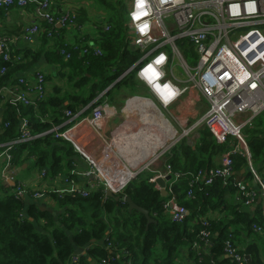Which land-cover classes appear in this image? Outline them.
Returning <instances> with one entry per match:
<instances>
[{"label": "trees", "instance_id": "trees-1", "mask_svg": "<svg viewBox=\"0 0 264 264\" xmlns=\"http://www.w3.org/2000/svg\"><path fill=\"white\" fill-rule=\"evenodd\" d=\"M46 1L54 8L56 18L60 16L58 9L61 7L75 10L73 19L77 26L83 25L82 19H78L81 15L84 17L89 10H94L93 4L99 6L100 3L104 15L94 23L95 36L77 40L76 47L63 41L68 29L42 23V39L48 43L57 33L59 43L33 55L29 62L24 55L18 56V61L0 60V67L5 69L0 74V88L10 85L15 73L28 71L43 56L48 64L62 69V77L69 82L70 89L76 91L72 94L65 91L62 96H45L37 110L7 102L0 114V152L5 145L18 139L23 120H26L31 135H40L12 146L9 153L12 167L33 163L42 171L49 165L51 176H55L61 173L63 161L72 152L67 150V142L54 138L51 129L63 125L66 110L76 113L90 103H102L105 97L112 102L116 95L137 90L135 73L124 74L143 53L130 46L134 37L128 29L126 0H88V4L83 0L78 3H74L77 0ZM74 36L79 38L75 33ZM95 48L100 55H95ZM10 52L16 57L11 47ZM61 92L58 88L57 94ZM66 101L70 102L66 104ZM198 132V144L189 145L183 139L166 153V167L180 175L173 180L172 192L175 203L188 211L184 222L170 219L165 208L167 195L162 197L155 189L150 181L154 174L146 170L112 197H107L102 189L91 191L86 197L49 191L47 197L55 207L44 206V209L36 204L26 205L15 195L13 188L4 183L0 184V264H188L187 260L191 264H235L224 257V242L229 235L232 241L244 242L241 238L244 231L253 237L244 250L250 264H264L259 249L262 239L250 228L253 224L264 225L260 207H257L258 215L254 216L249 212L250 208L223 198L227 189L234 194L236 189L221 181L210 187L196 186L192 196L187 197L193 175L199 169L214 166V159L228 145L227 140L217 141L204 127ZM243 133L254 163L263 156V142L251 130L245 129ZM233 161L234 175L238 177L247 163L239 155L233 156ZM125 197L146 210L153 222L148 223L143 214L129 210ZM218 209L224 211L223 219L209 221L208 227L196 222L199 217ZM204 229L211 232L212 246L208 251L193 247L194 243L202 245L200 232ZM185 248L186 252L183 251ZM78 251L82 254L72 262Z\"/></svg>", "mask_w": 264, "mask_h": 264}, {"label": "built area", "instance_id": "built-area-1", "mask_svg": "<svg viewBox=\"0 0 264 264\" xmlns=\"http://www.w3.org/2000/svg\"><path fill=\"white\" fill-rule=\"evenodd\" d=\"M27 4L34 5L37 23L26 27L21 38L15 41H31L41 32L42 23L59 25L68 29L69 33L70 31L78 33L79 38L73 39L74 42L69 44L73 47H76L77 40L86 36L85 33L81 34L82 31L84 32V27L74 23L75 10L63 7L62 12L59 11L60 16L56 18L54 8L46 0H0V10L9 7L22 8ZM126 5L128 29L134 37V47L139 49L143 56L125 72L124 76L133 71L136 80L163 108L171 107L183 100L191 89L198 92V101L205 103L202 104L205 109L198 121L183 129L162 154L183 139L189 145L198 144L199 134H192V131L198 127L208 129L217 141L227 140L228 143L220 166L201 169L192 177L189 184L191 190L187 192V197L192 196V190L196 186L210 187L215 182L221 181L223 185L236 189L235 198L244 208H252L257 202L264 221V179L260 180L251 166V153L243 133V130L251 125L252 120L264 112V30L260 28L264 26V0H126ZM105 30H108V26H105ZM183 40L192 46L197 56V65L194 67L188 65L178 45V42ZM94 53L101 54L96 48ZM0 60H19V57H12L10 41L3 38H0ZM175 60H178L179 68L188 77L186 83L174 73ZM4 72L5 69L0 67V74ZM18 86L12 90H5L8 94V102L13 105L21 103L37 110L38 103L45 98V75L36 72L31 84L20 78ZM102 95L103 93L99 98ZM91 106L86 118L76 123H74L77 118L76 113L64 111L66 120L63 125L53 127L50 131L55 139L70 144L74 152L78 153L89 167L83 174L89 181L88 190L72 186L66 190L54 191L56 194L86 197L90 191L98 189H102L105 194L107 191L116 194L122 192L131 178L136 175L131 174L121 181L123 174L121 169L106 174L98 168L95 160L77 145L79 127L82 124L96 127L105 115L107 104L94 105L93 102ZM88 109L89 107L86 111ZM241 116H244L242 120H240ZM39 136L31 135L26 120L22 121L18 139L5 145V149L0 152V160L5 163L1 174L2 180H9L8 175L13 169L9 154L12 146ZM235 155L245 159L246 166L254 174L258 190L247 187L243 181L232 179L235 174L233 161ZM41 176L44 177V173H41ZM167 176H171V181L165 188L166 212L172 221L182 223L188 211L175 203L172 192L173 180H177L180 175L172 173L167 166L166 171L157 177ZM150 181L154 182V178ZM14 193L19 198L32 197L34 200H42L47 197L49 191L29 189L20 184L16 186ZM224 217V211L218 209L199 217L196 222L208 227L209 221H218ZM250 228L264 241V225L253 224ZM210 236L209 230L201 231L202 245L194 243V249L208 251L212 246ZM241 238L244 242L232 241V236L229 235L224 242L223 255L235 264H248L244 254L245 244L252 242L253 237L248 236L244 231ZM259 249L260 252L263 250L261 246ZM78 256L75 254L71 259L72 262H76ZM187 261L191 264L189 260Z\"/></svg>", "mask_w": 264, "mask_h": 264}, {"label": "crops", "instance_id": "crops-1", "mask_svg": "<svg viewBox=\"0 0 264 264\" xmlns=\"http://www.w3.org/2000/svg\"><path fill=\"white\" fill-rule=\"evenodd\" d=\"M83 2L84 4H88V0H83ZM74 3H78V0ZM99 11L101 12L102 9H99ZM99 11L91 9L85 13L84 17H81V15L78 18L79 20L80 18L82 19L81 22L83 23L82 26L84 27L86 36H95V32L97 33L96 28L94 29V23L100 16ZM89 18L90 20L87 21ZM36 19L33 4H27L22 8L9 7L0 10V38L9 40L13 54L16 57L24 55L28 62L32 61L33 55L48 50L53 46L52 44L59 43L60 39L56 33L53 40H48L47 43V41L42 39L43 34L40 32L30 42L26 40L15 41L21 38V34L26 27L37 23ZM74 33L78 35L75 31H70V33L63 36V41L66 44L73 43V39H76ZM61 71V68L48 64L45 58L41 56L28 71L15 73L10 85L0 88V114H3L4 105L8 102V94L5 90H12L15 87H19L18 80L20 78H24L29 84L33 83V76L36 72H43L46 77L44 86L45 96H62L65 91H70L71 94L76 92L70 89L69 82L62 77ZM58 88L62 90L60 94H57ZM125 94L116 95L112 102L109 98H104L102 103L107 104L104 117L98 122L96 127L89 124H82L79 127L77 145L85 154L93 158L98 168L106 174L121 169L123 173L121 181L131 174H137L140 170H142L141 173L144 170L153 173V178H155L166 171V153L162 155L165 146L173 142L179 136V133L187 127V124L190 126L198 121L205 109L203 108L205 103L198 101V92L191 89L187 92L183 100L171 107L163 108L144 86H139V82L138 89L133 95L134 97H128ZM69 102L66 101V104ZM90 106L91 103L76 112L77 118L74 123L86 118L90 112ZM87 107L89 109L86 111ZM183 111L186 116L185 119L180 117ZM165 116L173 120L175 128L172 127L171 122L169 123ZM243 118L244 116H241L240 120ZM199 129L201 127L193 130L192 134H199ZM245 129L253 131L258 139L263 142L264 146V112L256 116L252 120L251 125ZM66 147L72 154L66 157L67 159L62 163L61 173L55 176H51L52 169L49 165L45 170L40 171L37 166H33V163H27L23 165L25 167H12L13 169L8 175L9 180L4 181L1 179V174L5 163L3 160H0V184H8L13 190L17 186V183L23 184L29 189L43 192L66 190L72 186L81 190H88L89 187L87 185L89 181L83 176L89 168L88 163L78 153L74 152L70 144H67ZM225 151L226 149L218 154L212 165L220 166L222 155ZM251 166L260 180L264 179V153L260 159L254 163L251 162ZM245 170L240 172V177L234 175L232 179L234 181H243L247 187L250 186L258 190L259 188L254 174L248 166L245 167ZM22 171L27 172L22 176L21 180H16V176H19ZM41 173H44V177L41 176ZM154 187L158 190V186L155 183ZM225 197L229 199L228 201L235 204L240 203L236 200L234 192L229 189L226 190L223 198ZM22 199L26 205L38 204L40 202L46 207H55L54 203L48 197H44L42 200H34L29 197H23ZM257 207L259 206L255 202V205L249 210L254 216L258 215ZM214 215L216 216L217 214ZM260 244L262 248L264 241L261 240ZM78 253L82 254L81 251H78ZM261 258L264 260V249L261 251Z\"/></svg>", "mask_w": 264, "mask_h": 264}, {"label": "rangeland", "instance_id": "rangeland-1", "mask_svg": "<svg viewBox=\"0 0 264 264\" xmlns=\"http://www.w3.org/2000/svg\"><path fill=\"white\" fill-rule=\"evenodd\" d=\"M101 4L99 3V6H100ZM99 6L98 5H95V4H93V8L95 9V10H97V11H99V9L101 8V6H100V8H99ZM102 9V8H101ZM62 10H63V7L62 8H60L59 9V11H61L62 12ZM103 10V9H102ZM90 11V10H89ZM88 11V12H89ZM99 14L100 15H103V13L102 12H100L99 11ZM104 16V15H103ZM262 30H264V26H261L260 27ZM81 34L83 35L84 34V32L82 31L81 32ZM27 41V40H26ZM133 41L134 40H132L131 41V43H130V46L133 44ZM27 42H30V41H27ZM178 45L180 46V48H181V50H182V52H183V54H184V56H185V58H186V60H187V63H188V65L190 66V67H194V66H196L197 65V56H196V54H195V52H194V50H193V48H192V46H190L189 44H188V42L187 41H184L183 40V42H181V41H179L178 42ZM51 48V47H50ZM65 60H67V59H65ZM173 68H174V73H175V75L177 76V77H180L185 83L187 82V80H188V77H187V75H185V74H183V72H182V70L179 68V66H178V60H175L174 61V64H173ZM43 73V72H42ZM44 74V73H43ZM139 86H142L140 83H139ZM141 89V88H140ZM136 91L137 90H135L134 92H129V93H126L125 95H127L128 97H134L133 95L136 93ZM126 96V98H128ZM124 97V96H123ZM204 108V107H203ZM163 113V112H162ZM164 114V113H163ZM182 119H185L186 118V116L184 115V111H183V113L181 114V116H180ZM165 118L169 121V123L171 122V124H172V127L173 128H175V125H174V122H173V120L172 119H170V118H168L167 116H165ZM192 125V124H191ZM190 125V126H191ZM187 127H189V124H187ZM181 134V132L179 133V135ZM26 172L27 171H22V173L19 175V176H16V180H21V178H22V176L24 175V174H26ZM28 174V173H27ZM18 185H20V183H17V186ZM15 189H16V187H15ZM167 201V200H166ZM37 204V203H36ZM40 208H42V209H44V205L42 204V203H40V202H38V204H37ZM51 211H53V209L51 210ZM262 249H264V244H263V246H262ZM183 251L184 252H186L187 251V248H185V249H183Z\"/></svg>", "mask_w": 264, "mask_h": 264}, {"label": "water", "instance_id": "water-1", "mask_svg": "<svg viewBox=\"0 0 264 264\" xmlns=\"http://www.w3.org/2000/svg\"><path fill=\"white\" fill-rule=\"evenodd\" d=\"M57 27H59V25H58ZM171 147H172V146H171ZM171 147H170V148H171ZM169 150H170V149H169ZM169 150H168V151H169ZM166 153H167V152H166ZM162 155H164V154H162ZM23 167H25V166H23ZM20 170H21V169H20ZM141 171H142V170H140L138 173H141ZM138 173H137L136 175H138ZM136 175H135L133 178H131V180H134V178H136ZM170 179H171V176H167V177H165V178H161V177H155V178H154V182H153V183H155V184L158 186V191L160 192V194H161L162 197H165V196H166V191H165L166 183L169 182ZM12 184H13V183H12ZM106 196H107V197H112V196H114V194H113V192H111V191H107V192H106ZM124 202L128 204V206H129V210H136V211L140 212L141 214H143V215L145 216V218L147 219V222H148V223L153 222V220L150 218L148 212H147L146 210H144V209L138 207L137 205H135V204L132 202L131 198H129V197H125V198H124ZM36 205H37V204H36ZM68 234H69V233H68ZM77 254H79V253L77 252ZM246 260H247V263H248V264L251 263V260H250L249 256H246Z\"/></svg>", "mask_w": 264, "mask_h": 264}, {"label": "bare ground", "instance_id": "bare-ground-1", "mask_svg": "<svg viewBox=\"0 0 264 264\" xmlns=\"http://www.w3.org/2000/svg\"><path fill=\"white\" fill-rule=\"evenodd\" d=\"M131 46H134V41H133V44L131 45ZM167 146H165V148H166Z\"/></svg>", "mask_w": 264, "mask_h": 264}]
</instances>
